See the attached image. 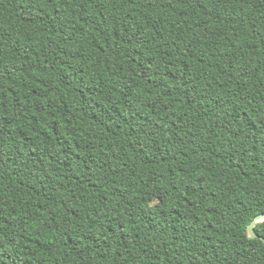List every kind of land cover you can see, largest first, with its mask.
<instances>
[{
  "label": "trees",
  "instance_id": "obj_1",
  "mask_svg": "<svg viewBox=\"0 0 264 264\" xmlns=\"http://www.w3.org/2000/svg\"><path fill=\"white\" fill-rule=\"evenodd\" d=\"M260 214L264 0H0V264H264Z\"/></svg>",
  "mask_w": 264,
  "mask_h": 264
},
{
  "label": "water",
  "instance_id": "obj_2",
  "mask_svg": "<svg viewBox=\"0 0 264 264\" xmlns=\"http://www.w3.org/2000/svg\"><path fill=\"white\" fill-rule=\"evenodd\" d=\"M261 221H264V214H260V215H257L253 221L247 226V233H248V236L251 237V238H260L261 240L264 241V237L263 236H260L256 230L254 229V226L256 223L258 222H261Z\"/></svg>",
  "mask_w": 264,
  "mask_h": 264
}]
</instances>
